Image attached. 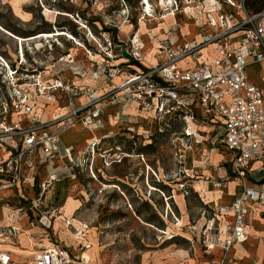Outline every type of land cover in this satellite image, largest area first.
<instances>
[{
	"label": "rangeland",
	"instance_id": "374dc122",
	"mask_svg": "<svg viewBox=\"0 0 264 264\" xmlns=\"http://www.w3.org/2000/svg\"><path fill=\"white\" fill-rule=\"evenodd\" d=\"M149 1L151 7L144 5L142 0H0L2 28L22 37L61 29L74 38L66 35L27 41L23 52L20 41L18 43L0 29V56L10 65L21 64L29 70H42L44 83L57 77L54 70L63 68L62 80L91 86L99 94L114 92L118 99L106 105L99 129L92 131L95 132L94 137L91 141L88 138V142L76 151L81 155L94 139L100 141L105 136H112L107 141L102 139L97 145L89 167L76 169L77 178L73 181L78 192L72 195L82 203L75 213L82 223H78L80 228L68 222L69 217L60 211L63 201V210L72 217L69 220H76L73 210L80 204L70 194L64 200L56 197L53 200L55 207L53 202L46 207L48 192L56 180L51 178V174L46 176L39 170L37 173V166L31 170L23 168L30 177L36 176V185L31 187L29 181L22 182V193L12 190L14 197L11 195L2 202L7 206H22L21 213L28 214L32 213V202L40 198L37 201L40 207L35 209L40 214L31 222L53 230L56 215L61 216L72 235L79 237L71 246L77 262L192 264L202 254L203 231L215 217V202L207 192L224 195L218 189L225 186L217 183L229 178V152L221 144L215 146L218 137L211 129L208 131L199 120L185 121L181 117H172L171 123L167 124L162 122L154 105L148 106L134 99L123 104L121 97L126 92L130 73L140 69L137 64L129 65L132 62L129 60L133 35L138 33L137 39L143 44V67L146 68L168 55L166 50L158 47L161 39L169 36L173 47L180 49L186 40H200L205 33L218 31L211 24L213 16L224 11L236 14V11L230 10L223 0H214L216 3L211 0ZM217 4L222 9H218ZM247 4L250 13L264 9V0H247ZM144 10H148L151 17L145 16ZM63 12L70 16H64ZM127 16L130 23L125 24ZM104 27L116 28L114 37L112 31L106 32ZM108 41L113 42L111 46ZM61 58L74 60V63L58 61ZM97 62L105 69V76L89 84L86 78L93 79ZM247 71L264 88L261 66H248ZM5 74L6 68L0 66L1 80ZM26 83L24 88L33 96L36 93L34 79L26 80ZM7 88L3 91L6 92ZM59 101L60 107L64 108L66 100L60 98ZM49 107L46 112L51 110ZM59 112H54V115L66 111ZM29 118L30 115L21 112H12L10 116L13 122ZM74 124L80 123L76 120ZM75 130L81 131L79 137L91 131L89 128ZM20 140L16 134L7 142L17 144ZM3 147L6 145L0 149ZM93 165L96 177L91 171ZM40 184L46 187L44 191L41 187V195L37 189ZM5 193L7 196L10 194ZM11 225L16 228L14 234L9 232L10 228L0 225L5 228L4 236L0 237L3 250L12 244H20V229L15 224ZM47 241L36 238L34 244H38L34 248L27 247V250L41 251L39 244L47 245ZM249 244L251 239L245 245L247 249ZM257 249H264V242L256 241L252 250ZM3 252L0 250V254Z\"/></svg>",
	"mask_w": 264,
	"mask_h": 264
},
{
	"label": "built area",
	"instance_id": "2783aa9c",
	"mask_svg": "<svg viewBox=\"0 0 264 264\" xmlns=\"http://www.w3.org/2000/svg\"><path fill=\"white\" fill-rule=\"evenodd\" d=\"M223 1L236 14L224 11L211 16V24L218 31L205 33L200 40H186L180 49L174 48L173 40L166 36L158 47L166 50L168 55L157 59L152 66L143 67V44L137 39L138 33L133 35L129 61H136L140 69L130 73L126 92L121 97L123 104L134 99L148 106L154 105L162 122L167 124L171 123L172 117L211 122L218 137L215 146L221 144L229 152L231 175L237 182L238 193L230 204H215V217L203 231V251L219 250L221 256L218 261H200L198 264L232 262L233 258L229 256L232 247L248 239V204L264 205V183L249 184L248 181L254 162H262L261 170L264 171V92L250 80L247 71L251 63L264 65V9L250 13L245 0ZM216 7L222 9L219 4ZM144 12L145 16L151 17L147 10ZM127 23H130L129 16ZM111 31L114 37L117 29ZM108 42L109 46L113 43ZM117 45L114 42V46ZM58 61L74 63V60L62 58ZM20 65H10L0 56V66L6 68L2 80L0 76V147L6 145L1 148L5 154L0 156V203L11 196L5 192L15 190L22 193V182L31 181L32 186L36 185V176L30 177L23 168L33 169L37 155L41 154L46 162L59 156L66 158L73 170L89 167L97 145L112 136L93 140L87 151L76 155L72 148L61 146V134L75 125L76 120L85 128L98 130L104 108L118 100L114 92L99 94L91 86L62 80L58 74L64 72L63 68L56 69L57 77L44 83L42 70H29ZM94 66L92 78L97 80L105 75V69L99 62ZM29 79L35 81L33 96L24 88ZM3 88H7L6 92ZM60 98L66 100V112L52 120H43L40 111L52 103L60 107ZM12 112L30 115V118L26 122H13L10 120ZM16 134L20 136V142L9 144L7 140H12ZM91 171L96 177L94 165ZM51 178L56 180L57 176L51 174ZM230 178L221 179L217 184L226 187ZM41 187L43 191L46 189L40 184L39 195ZM38 207L33 204L31 209L38 210ZM7 228L11 234L16 230L13 225ZM4 229L0 226V237L4 236ZM40 252L34 259L36 264H69L74 261L68 248L60 242ZM0 264L18 263L9 252H3Z\"/></svg>",
	"mask_w": 264,
	"mask_h": 264
},
{
	"label": "crops",
	"instance_id": "0c3cea01",
	"mask_svg": "<svg viewBox=\"0 0 264 264\" xmlns=\"http://www.w3.org/2000/svg\"><path fill=\"white\" fill-rule=\"evenodd\" d=\"M255 64L261 66L262 73H263L262 77L264 78V65L261 63H251L249 66L255 65ZM54 72L55 74H57L56 70H54ZM58 75L60 76V74ZM249 78L253 83L259 85L264 92V88L262 87V85L259 84L258 81H255L250 76ZM49 106H50L49 108L51 109L50 111L46 112V109L40 111L41 117L45 121L52 120L53 118L57 117V114L54 115V112H58V111L63 112L64 110L66 111V108L59 107L56 103H52ZM198 120L202 124L205 125V128H207L208 131L209 129H211L210 131H212L213 134L216 133L211 122L209 121L203 122L201 119H198ZM193 122H196V121H193ZM77 128H85V127L81 126V124H78ZM92 131L93 130H91L88 134H83L84 136L81 135L82 137L78 136L76 137V139L70 140V142L69 140L64 139V137L61 134V146L72 148L73 153L78 155L76 151H78L82 147L83 144L88 142L89 137H91V139L89 140L91 141L93 138L92 136L95 135V132H92ZM1 150L3 151L1 155H3L5 151L3 149H0V151ZM35 162L37 166V173L39 170L46 176H48L49 174H55L57 176V179L54 185L48 192L49 199L47 198L46 207H48L50 203H52L56 197L60 198L61 200L63 198L64 200V197H66L67 194H70L80 204L79 208L73 210L74 219H76L75 221H78V222H75L74 220H69L72 217L71 215L66 213V210H63L65 207L63 201H62V206L60 208V211L64 212V215L69 217L68 222L71 221V224L74 223L73 225L79 227L78 223H81V221H79L75 217V213L77 210L81 208L82 203L72 195L78 192L77 184L75 183V181H73V179L77 178L76 174H74V172L76 171V168H74L73 170L72 166L68 164V160L60 156L56 157L52 162H46L44 160V157H42L40 154V155L35 156ZM261 166H262V162L260 161L254 162L252 164V168H251L249 179H248L249 184L264 183V171L261 170ZM231 174L232 172H231V164H230L229 177L231 178L227 182V186L224 189H221V188H220L221 190L218 189V191L222 192V194L224 195L217 196V194L215 193L216 196L214 197L212 196L215 204H230L236 198L237 193H238L237 182L232 178ZM29 183H30L29 185H31L32 187L31 181ZM232 187L234 189L233 190L234 192L232 191ZM30 190H31L30 194L31 195L34 194L33 189L31 188ZM52 190H53V194L51 195L50 193ZM223 190H226V192H224ZM8 192L11 193V191H8ZM232 193H235V194L233 195ZM11 195L14 197V194L11 193ZM212 195H214V193H212ZM32 203L37 204V201L34 200ZM54 205H55V202H53V207H55ZM259 205L260 204H257V203L248 204V207L250 209L249 215L247 217L248 239L245 242L239 243V244L237 243L232 247L229 253V256L232 257L233 260L232 262L227 263V264H263L264 263V249H257L254 251L252 250L253 245L255 244L256 241L259 242L261 240V242H264V207H261ZM23 208L24 207L22 206L15 207V206H7V205H4L3 203L0 204V225L4 227L5 226L8 227V226H11V224H15V226L18 229H20L18 233L20 237V244L18 245L14 242L15 244H12L11 247L5 250H3L2 246H0V250H2V252L3 251L9 252L13 260L17 262L18 264L20 263L21 264H32V258L37 253V251L32 252L30 250H27V247L34 248V246L38 244V243L34 244V240H36L37 238L38 240H41V241L48 240L47 242H49L47 245L46 243L39 244L41 247L40 248L41 251L47 247L52 246L55 242H60L68 248L70 256L73 259L75 258V255L71 249V246L75 245L76 238L79 239V237L76 235L75 236L72 235L70 229H68V226L64 223L63 218L61 216L59 217L58 214L55 212V214H57L56 215L57 219L54 221L53 230H51L49 228L48 229L45 228L41 224L34 225L31 222V220L33 217H35L36 215H39L40 213H37L35 212V210L31 209L32 213L29 212L28 214H22L21 212ZM250 239H251V244H249L248 249H247L244 246L247 244V242ZM81 243L82 242L79 241V244ZM201 251H202V254L200 256H197V259L193 260L192 264L193 263L198 264L200 261H203V262H206L209 260L218 261L221 256V252L219 250L210 251L209 253L204 252L203 249H201ZM27 258H30V259H27ZM69 264H88V262L87 263L77 262L76 260H74L73 262Z\"/></svg>",
	"mask_w": 264,
	"mask_h": 264
},
{
	"label": "bare ground",
	"instance_id": "6f19581e",
	"mask_svg": "<svg viewBox=\"0 0 264 264\" xmlns=\"http://www.w3.org/2000/svg\"><path fill=\"white\" fill-rule=\"evenodd\" d=\"M143 1V4L144 5H148V6H150V1L149 0H142ZM211 1H214V0H211ZM215 2V1H214ZM216 3V2H215ZM151 7V6H150ZM213 6H211V8H212ZM148 10H149V8H148ZM147 10V11H148ZM63 15L64 16H70V14L69 13H67V12H63ZM78 24L79 25H82V27H86L83 23H81V22H78ZM0 29H1V31H3L4 33H6V34H9L10 35V37H12V38H14V39H16V40H18V43H19V41H20V45H21V50L23 51V45H24V43L26 42L27 43V41H33V40H36V41H38V40H40V39H52V38H55V37H61V36H66V35H68V36H70L71 37V35H69L67 32H65L64 30H61V29H55V30H53V31H50V32H41V33H38V34H36V35H32V36H29V37H22V36H19V35H17V34H15V33H12L11 31H8V30H6L5 28H2V26H0ZM72 38V37H71ZM143 49H144V47H143ZM24 52V51H23ZM163 53V52H162ZM93 56V55H92ZM90 74V73H89ZM103 76H105V75H103ZM89 77H91V76H89ZM103 79H104V77H103ZM86 80L89 82V84H90V82H94V80L93 79H91V78H86ZM102 80V79H101ZM264 80V79H263ZM96 81V80H95ZM94 83H96V82H94ZM264 83V82H263ZM97 85V84H96ZM264 86V85H263ZM98 87V86H97ZM135 104V103H134ZM134 106V105H133ZM135 107V106H134ZM75 129H77V125H73V126H71L70 128H68L67 130H65L63 133H62V136L64 137V139H66V140H69V142H70V140H74V139H76V137L77 136H79V134H80V132L81 131H76ZM83 131V130H82ZM88 131V130H87ZM89 132V131H88ZM85 133H87V132H85ZM81 137V136H80ZM94 137V136H93ZM89 139H91V137H89ZM95 140V139H94ZM3 153V151L1 150L0 151V155ZM5 154V153H4ZM149 169H150V166H149ZM232 186H234V185H232ZM105 187H107V188H110L111 187V185H105ZM230 188V187H229ZM234 189H233V187H232V191H233ZM230 192H231V190H230ZM234 192V191H233ZM212 193L213 192H207V196H210V197H214L215 195H212ZM233 195L235 194V193H232ZM213 197H212V201H213ZM38 206L40 207V205L38 204ZM259 206H261V207H264V205H259ZM244 247H246V246H244ZM41 252L39 251V252H37L34 256H33V258H32V264H36L35 263V257L37 256V255H39ZM21 264V263H20Z\"/></svg>",
	"mask_w": 264,
	"mask_h": 264
},
{
	"label": "trees",
	"instance_id": "16d2710c",
	"mask_svg": "<svg viewBox=\"0 0 264 264\" xmlns=\"http://www.w3.org/2000/svg\"><path fill=\"white\" fill-rule=\"evenodd\" d=\"M245 4H246V6H247V8H248V4H247V0H245ZM5 28V27H4ZM104 29H105V31H111L112 29L111 28H106V27H104ZM130 64H137L138 65V63L136 62V61H133V62H131Z\"/></svg>",
	"mask_w": 264,
	"mask_h": 264
}]
</instances>
